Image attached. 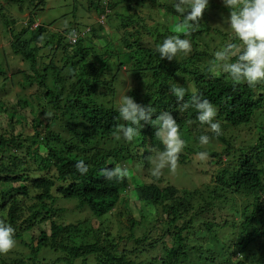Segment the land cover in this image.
I'll list each match as a JSON object with an SVG mask.
<instances>
[{
	"label": "trees",
	"instance_id": "1",
	"mask_svg": "<svg viewBox=\"0 0 264 264\" xmlns=\"http://www.w3.org/2000/svg\"><path fill=\"white\" fill-rule=\"evenodd\" d=\"M173 3L179 0H82L73 23L54 28L38 17L48 0H0V222L15 230L0 264H264V80L249 86L214 68L215 51L236 45L233 63L242 50L223 0H209L187 36L175 31L183 16ZM173 35L188 39L191 51L161 58L156 46ZM124 83L121 98L145 113L136 123L119 116ZM173 86L184 90L180 98ZM204 100L216 110L210 123L219 134L198 119L195 104ZM165 114L186 150L175 154L184 168L180 186L156 171L168 162L157 136ZM248 124L257 133L232 146L222 129ZM129 126L132 140L118 131ZM201 135L226 148H204ZM200 152L203 164L195 162ZM125 165L144 181L134 184L130 171L105 175ZM196 176L212 178L194 187ZM131 187L137 215L120 209ZM69 201L84 216L58 220ZM227 226L231 237L223 240L217 229ZM45 254L58 259H40Z\"/></svg>",
	"mask_w": 264,
	"mask_h": 264
},
{
	"label": "clouds",
	"instance_id": "2",
	"mask_svg": "<svg viewBox=\"0 0 264 264\" xmlns=\"http://www.w3.org/2000/svg\"><path fill=\"white\" fill-rule=\"evenodd\" d=\"M107 3V0H103ZM209 0H179V3H173L175 12L183 16L175 31L183 32L185 36L190 35L198 25V20L202 16L203 10L208 6ZM223 3L230 9L229 24L235 38L241 42L238 58L233 63H227L229 53L236 50V45L231 43L225 45L221 50L214 52L216 66H221L222 70L229 73L234 82H246L249 86H254L258 81L264 80V0H223ZM103 22V17L97 19ZM192 22V23H190ZM37 22L33 24V27ZM88 28H85L81 35L87 34ZM77 37V33L73 34V39ZM156 51L160 57H167L171 60L178 53L187 55L191 51V43L188 39H183L178 35H173L165 38L162 43L156 46ZM183 89L172 87V92L180 98L183 95ZM119 116L124 121L136 123L139 118L144 117L145 113L140 105H138L130 96H123L118 104ZM187 107V105H185ZM195 107L200 110L198 119L202 123H209L213 132L219 134L220 126L217 123H210L211 118L216 114L213 105L204 100L195 104ZM157 124L159 131L157 136L166 145V151L162 155L171 162L172 168H175L176 153L184 146V141L179 138L178 126L170 115H161L158 118ZM122 131L125 138L132 140L136 135L135 129L132 127H123L118 130ZM119 138V137H117ZM209 137L201 135L199 138L200 144H207ZM246 144L241 142L240 145ZM238 145V146H240ZM233 146V145H232ZM237 147V146H235ZM226 148V147H224ZM201 160L207 156L206 152L198 153ZM163 163L158 165L162 167ZM76 170L83 176L88 173V167L84 160H78L75 164ZM110 180L113 176L123 178L128 175L126 169L119 167L105 173ZM154 176L159 173L154 171ZM122 207V206H121ZM120 207V208H121ZM14 228L9 224L0 222V254L8 252L14 245L13 239Z\"/></svg>",
	"mask_w": 264,
	"mask_h": 264
},
{
	"label": "rangeland",
	"instance_id": "3",
	"mask_svg": "<svg viewBox=\"0 0 264 264\" xmlns=\"http://www.w3.org/2000/svg\"><path fill=\"white\" fill-rule=\"evenodd\" d=\"M81 1L82 0H48V6L45 8V10L43 12H39L38 17L44 25H49V23H51V26L54 28H56V27H58V28L59 27H68L74 21L75 6H79ZM120 9H122V8H120ZM83 12H84L83 10L79 9L77 11V14H82ZM82 16H84V15L82 14ZM88 17H90V15ZM96 17H97V15L92 13L90 21L96 23L95 22ZM173 21H174V19H172L171 22H173ZM97 42H98L99 46H101L103 44L102 39H97ZM222 63L223 62H221V66L214 65V68L217 69V71H219L218 69L222 70ZM114 67H116V66L114 65ZM120 78L125 80L121 76H120ZM126 84L127 83H124V85L117 87L116 98L121 100V96L127 87ZM13 116L16 117V114H14ZM5 118L8 119V117H6L4 115L1 117V123L2 124H4L3 120ZM222 131L224 132L226 137L231 136V144L233 146H238L241 144V142H247L248 140H250L251 132H252V136L255 133H257V131L255 130V126H253V124L243 125L241 127H238L237 129H234L231 127H225L222 129ZM234 139H235L236 143H234V141H233ZM209 143L211 146L207 145L208 144L207 143V144H205L206 146L204 148L221 151L222 148L224 147L222 142L217 141V140H215L213 142H209ZM179 152H186V150L183 149V147H182V149ZM196 159L197 160L195 162H197L198 164H203V162L208 160L207 157L203 160H201L199 157H196ZM161 163H163V162H161ZM156 165L158 166V163ZM178 165L179 164H175V168L173 169L171 162L168 160V162L166 164V166L168 168L166 166L165 167L162 166L160 169H157L156 171H159L161 173V178L164 179V183L168 182V181H166V179H168L174 185H177V186L184 185L183 184V182H185L184 175H183L184 168L180 167ZM217 166L214 168V170L217 168ZM179 167H180V169H178ZM123 169H126L127 173H129V171H130V174H135V179L133 180L134 184L142 183L144 181V179L139 178L137 176L139 174H137L133 169H130L127 165L123 166ZM145 173L150 174V171L146 170ZM211 178H209V176H207V178H201V176H196L195 180H194V182H195L194 187H197V186L201 187L204 182L209 181ZM4 186H5V184H4ZM135 196H136L135 190L133 187H131L129 194H128V199H126L125 203L122 205V207L120 209L121 210H123V209L128 210L132 214L137 215L138 214L137 208L131 207V205H130V200L133 199ZM66 205L68 206L67 211L62 213V214L60 213L61 216H58V218H57L58 220L65 219L69 222H75L79 218H82L84 216L83 209L78 208L75 205V202L69 201V202H67ZM114 212H116V211H114ZM117 214L119 215V212ZM126 215L127 214L125 213L124 216H126ZM114 221H115V219H114ZM93 223H94V226L98 225V221L95 219L93 220ZM43 226L46 229H48V223H44ZM34 233L35 234L37 233V228L34 229ZM217 233H218L219 237L222 238L223 240L230 239L231 227L227 226V227H223L221 229L219 228V229H217ZM12 249H13V247L11 248V250ZM45 255H46V257L41 256L40 259L44 258L46 260V259H50V257H54V259H58L56 254L55 255L45 254ZM62 262L63 261L58 260V262H56L55 264H63ZM92 264H95V263H92Z\"/></svg>",
	"mask_w": 264,
	"mask_h": 264
}]
</instances>
